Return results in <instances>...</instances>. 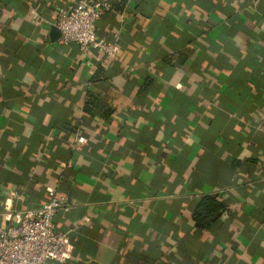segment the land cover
I'll return each mask as SVG.
<instances>
[{
	"label": "crops",
	"instance_id": "crops-1",
	"mask_svg": "<svg viewBox=\"0 0 264 264\" xmlns=\"http://www.w3.org/2000/svg\"><path fill=\"white\" fill-rule=\"evenodd\" d=\"M72 1L0 0V233L57 196L48 264H264V0H109L107 59L60 42Z\"/></svg>",
	"mask_w": 264,
	"mask_h": 264
},
{
	"label": "built area",
	"instance_id": "built-area-1",
	"mask_svg": "<svg viewBox=\"0 0 264 264\" xmlns=\"http://www.w3.org/2000/svg\"><path fill=\"white\" fill-rule=\"evenodd\" d=\"M109 0H73L68 7L57 11L54 25L62 44L74 43L80 51H93L114 57L118 47L99 36L96 21L109 10ZM86 143L84 135H78ZM59 209L68 210L63 197L52 196L40 207L17 215L16 224L0 233V264H48L49 260H62L71 253L67 233L56 229L54 215Z\"/></svg>",
	"mask_w": 264,
	"mask_h": 264
},
{
	"label": "trees",
	"instance_id": "trees-1",
	"mask_svg": "<svg viewBox=\"0 0 264 264\" xmlns=\"http://www.w3.org/2000/svg\"><path fill=\"white\" fill-rule=\"evenodd\" d=\"M224 206L215 196H203L196 204L192 219L196 226L206 228L212 221H215L217 216L215 212L223 210Z\"/></svg>",
	"mask_w": 264,
	"mask_h": 264
},
{
	"label": "water",
	"instance_id": "water-1",
	"mask_svg": "<svg viewBox=\"0 0 264 264\" xmlns=\"http://www.w3.org/2000/svg\"><path fill=\"white\" fill-rule=\"evenodd\" d=\"M59 33V32H58Z\"/></svg>",
	"mask_w": 264,
	"mask_h": 264
}]
</instances>
